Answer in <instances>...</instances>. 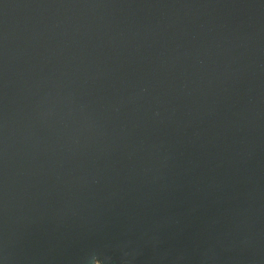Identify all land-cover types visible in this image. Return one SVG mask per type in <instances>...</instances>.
I'll return each mask as SVG.
<instances>
[{
    "label": "water",
    "instance_id": "95a60500",
    "mask_svg": "<svg viewBox=\"0 0 264 264\" xmlns=\"http://www.w3.org/2000/svg\"><path fill=\"white\" fill-rule=\"evenodd\" d=\"M0 264H264V0H0Z\"/></svg>",
    "mask_w": 264,
    "mask_h": 264
}]
</instances>
